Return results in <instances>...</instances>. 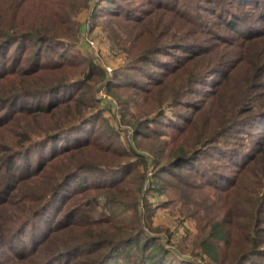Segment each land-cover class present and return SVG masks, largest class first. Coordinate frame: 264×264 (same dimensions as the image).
<instances>
[{
	"label": "trees",
	"instance_id": "16d2710c",
	"mask_svg": "<svg viewBox=\"0 0 264 264\" xmlns=\"http://www.w3.org/2000/svg\"><path fill=\"white\" fill-rule=\"evenodd\" d=\"M145 2L134 16L105 0L117 9L109 49L123 56L105 82L91 61L64 74L79 34L70 2L0 0V264H264V0ZM101 82L107 94L132 89L123 104H140L128 125L149 141L144 151L114 146L111 128L98 132ZM162 118L174 127L165 140L151 126ZM117 159L130 160L105 171ZM146 178L153 193L169 186L193 205L194 259L149 233L151 204L138 207ZM197 187L206 193L194 196Z\"/></svg>",
	"mask_w": 264,
	"mask_h": 264
},
{
	"label": "rangeland",
	"instance_id": "374dc122",
	"mask_svg": "<svg viewBox=\"0 0 264 264\" xmlns=\"http://www.w3.org/2000/svg\"><path fill=\"white\" fill-rule=\"evenodd\" d=\"M67 2H70L72 6L75 8V13L73 15V18L78 22L77 28H78V40L74 43L68 41L70 43L69 51L67 52L66 58L64 60H68V58H71L73 62H75V65L69 67L66 69L67 71L64 72V74H71L73 71L76 70L78 67H85L86 63L91 61L93 64L100 67L105 76V82L107 78H111L112 73L114 72L115 68L117 69L122 61L123 56L117 55L116 53L117 49H113L114 51H111L109 49L110 41H109V20H114L113 15L111 12L112 10H117L114 5H112V10H107V4L105 3V0H91L89 1V4L86 0H66ZM120 2L127 12H131L134 16H139L142 14V12L148 8H150L149 5L143 4L146 3L145 0H117ZM163 1H169L170 0H163ZM87 3V5L84 6ZM198 6H204V7H210L213 6V4H209L205 2V0H197ZM96 11L99 13V15L96 14V16H92V12ZM206 13V18H215L214 15H211L209 12L204 11ZM69 32H71L70 27L68 26ZM117 48V47H116ZM67 62V61H66ZM109 68V70H108ZM159 69V68H156ZM82 75V74H81ZM142 82L145 83L146 79L140 78L139 74L136 75ZM212 76H218V75H212ZM212 76L210 77L212 79ZM73 80V79H71ZM146 84V83H145ZM204 88V86H201ZM106 83L105 85L101 83L94 85L93 94L94 97L97 98V103L102 108V118L103 122L97 121L96 124H99L98 132L102 131V128L105 126V129L111 128L113 131V134L111 135V139H114L113 145L117 146V148H131L133 147L136 151L141 150L144 151V149H147L149 146V141H141L140 137H135L133 134V130L130 125H128L129 122L135 120L138 118L141 114V108L140 104L137 101H132L129 103L128 107L125 108V105L123 104V101L128 99H132V89L127 87H121L116 86L112 87V92L106 93ZM166 106V105H164ZM173 110V109H172ZM170 109H164L166 112L165 114L167 116H172ZM154 113V112H153ZM152 113V114H153ZM142 116V115H141ZM162 123H153L151 126H154L156 130H159L163 133H161V137L165 139L169 138L170 133H172V130H174V127H171L169 122H167L164 118H162ZM184 120H180V124H184ZM176 125V124H174ZM247 130L250 131H256L257 133L262 131L263 129H255L254 127L248 126L245 127ZM166 133V134H165ZM168 133V134H167ZM247 138V140H242V138H239L238 141L247 142L248 144H252L250 138L245 135L241 134ZM94 143L101 148L103 147V142L106 144L105 141H102L104 139L97 141V136L93 139ZM62 144V143H61ZM131 146V147H130ZM252 148V146H251ZM146 152V151H145ZM147 155H149L148 152H146ZM135 158V157H132ZM92 163L94 162H100L105 163V159H100L98 157L92 156L89 158ZM122 160H130V159H117V166H113L109 168H105V171L118 169V167L122 164H125ZM222 158L214 159L213 157H209V163L213 162L218 164L217 162L221 163ZM120 163L118 164V162ZM99 164V163H97ZM105 165V164H100ZM99 165V166H100ZM230 166L231 165H224L221 169L226 172V174H229L230 172ZM198 168H203L201 164L197 165ZM137 164L133 165V167L130 169L132 170L128 176L130 178H135L136 173L141 170L139 167L138 169ZM138 170V171H137ZM95 174H100V172L97 170L94 172ZM166 178V180L173 181V177L167 173H163ZM147 176H150V172H148ZM168 176V177H167ZM188 177L191 179V182L194 184H197L202 179L200 176H198L197 173H190ZM150 178L145 179V186L142 188L140 195L142 196L139 200L138 207L142 210V213L145 212V207L143 204L144 199L151 204V212L150 216H148L149 222H151L152 229L149 230V233L152 235L158 236L160 241L163 242L166 246V248L171 249L172 251H175L178 253L180 258L186 259V260H192L194 259V255L190 252L192 250V246L190 244V240H194V237L197 233V227L196 224L198 223L197 219L190 217L189 211L192 210L194 207L190 203H184L183 199L179 195L178 191L174 188H171L169 186H164L162 193L155 194L150 189H148V186L150 184L149 182ZM95 180V179H94ZM195 194H201L199 192H202L200 188H195ZM206 193V192H202ZM144 198V199H143ZM44 216V215H43ZM42 217H39L37 219H34V222L37 223L41 222ZM145 219V218H144ZM145 222V220H144ZM149 227V225H146ZM26 237V236H25ZM194 249V248H193ZM3 257V256H2ZM199 262V261H198ZM203 262V261H202ZM248 264V262H246Z\"/></svg>",
	"mask_w": 264,
	"mask_h": 264
},
{
	"label": "built area",
	"instance_id": "2783aa9c",
	"mask_svg": "<svg viewBox=\"0 0 264 264\" xmlns=\"http://www.w3.org/2000/svg\"><path fill=\"white\" fill-rule=\"evenodd\" d=\"M108 70H109V68H108Z\"/></svg>",
	"mask_w": 264,
	"mask_h": 264
}]
</instances>
